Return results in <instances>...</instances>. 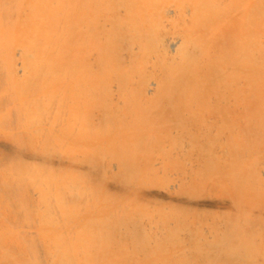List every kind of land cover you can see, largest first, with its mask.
Wrapping results in <instances>:
<instances>
[{
  "label": "rangeland",
  "instance_id": "374dc122",
  "mask_svg": "<svg viewBox=\"0 0 264 264\" xmlns=\"http://www.w3.org/2000/svg\"><path fill=\"white\" fill-rule=\"evenodd\" d=\"M91 2L96 6L92 27L105 28L103 55L111 61L102 81L99 70L86 64L88 53L76 49L70 26L60 29L52 22L60 14L47 15L57 8L55 0L39 9L34 0H0V264H209L204 255L206 243L212 242L207 226L215 218L220 227L224 216H237V211L231 204L236 185L227 184L230 177L235 182L229 166L207 164L212 154L227 152L229 137L245 139L237 135L242 131L234 120L236 126L230 125L229 108L234 114L248 107L247 124L258 132L264 128L260 99H237L245 83L257 80L264 52L255 40L232 84L221 72L189 75L183 80L186 99H162L151 107L169 79L166 46L179 39L166 36L163 42L159 36L166 34L159 30L157 36L151 29L132 32L125 20L135 10L134 0ZM137 2L148 17L147 28L168 11L187 15L193 3ZM36 15L44 22L31 30ZM23 29L29 33L18 39L11 35ZM75 66L83 74L76 80L92 72L97 95L104 97L93 99L89 111L65 99L66 79L75 76ZM164 115L170 133L156 143L160 124L154 118ZM254 165L263 175V166L257 170ZM161 167L164 173L158 175ZM50 172L60 174L57 185ZM197 172L208 177L200 190L190 187ZM72 175L83 182L75 184L67 178ZM218 178L220 184L213 187ZM182 187L184 196L173 194ZM136 197L145 206L143 213L135 208ZM165 206H182L195 216L175 217ZM252 211L264 214V202ZM137 227L143 242L133 241ZM121 242L126 249L118 246ZM230 263L263 264L264 256L241 251Z\"/></svg>",
  "mask_w": 264,
  "mask_h": 264
},
{
  "label": "bare ground",
  "instance_id": "6f19581e",
  "mask_svg": "<svg viewBox=\"0 0 264 264\" xmlns=\"http://www.w3.org/2000/svg\"><path fill=\"white\" fill-rule=\"evenodd\" d=\"M55 1L58 3L57 8L52 10L51 13H47V15L50 16L52 14V16L55 17L60 14V16L57 17L58 19L56 18L52 22L60 29L66 25L70 26L76 49L84 50L88 53L89 61H87L86 64L91 69L99 70V74L97 75L96 73V76L102 81L105 70L110 67L111 61L103 55V49L105 47V28H103V26H101V28L92 27V13L96 10V6L91 0ZM144 1L146 2V0ZM192 1L193 3H190L187 15L180 13L181 15L177 16L176 11H168L167 14H162L160 17L154 19L150 28H147L148 17L144 11L139 10V3L137 0L133 2L135 10L130 12V15L126 17L125 22H128L127 26L132 32L134 31L135 34L146 32V29H151L152 35L157 36L158 33L156 34V32L159 30V34H166L163 38L159 36V39H162L161 41L164 42L166 36H170L171 40H174V36H177L180 41L177 43H168L166 46L165 52L169 56L170 61L168 64L169 79L165 81V86L161 91L152 98L154 100L151 107L159 103L161 104L163 101L162 99H186L187 97H184L182 93L183 80L189 75L200 76V72H204V74L210 73L211 71L221 72L225 74V82L227 85L232 84L235 81L238 68L248 63V53L253 47L252 44L255 40L256 42L258 40L261 52H264V0ZM49 2L50 0H34V9L46 6ZM43 22L44 19L42 16L36 15L35 25L30 26L29 29L38 30L40 26L43 25ZM2 29L1 27V30ZM27 33H29L28 30L23 29L13 31L11 35L16 36L18 39ZM2 38H4V35L0 33V39ZM157 38L154 37V40H157ZM4 41L7 42L8 40L4 39ZM97 49H100V52H98L99 56L97 55V57H95L92 53ZM88 72L89 75L86 73L83 79L76 80L83 74L80 67L75 66L73 73L75 76H72L71 80L66 79L67 84L65 85V99H71V104H79L84 111H89L93 108V99H104L103 95H97V84L93 80L92 72ZM256 75L255 78H257V80L252 83H245L237 99H260L259 103L264 106L263 65L257 68ZM61 79L62 77L60 76L58 80ZM55 86L58 91L62 90L60 84L56 83ZM21 87L22 90H24L27 84L24 83ZM73 100L76 102H73ZM99 104L102 105V101H99ZM245 108L243 112L235 110L234 114H232L233 112L230 111V108L227 112H231V115L229 113L230 121L234 120L233 122L239 125V127L237 126L239 131H242L237 133V135L243 137L245 134V139L236 140L233 137H229L225 145V151L227 150V152L217 156L216 154H212V158L210 159L211 163L209 160L207 164L212 165L213 168L217 166L218 169L223 165L229 166V169L232 171L229 175L235 178V182L232 181L229 176L230 178L227 184L230 185V187L231 185H236V200L231 202V204L233 203L237 211V216L228 214L223 217V223L225 222L224 225L222 223L219 227V224L214 218L212 223L207 226V233L211 235L212 242L206 243L204 255L211 261L209 264H231L232 258H236L241 251L250 253V256L253 258H257L260 255L264 256V214L261 211L259 215H254L252 211V207L257 205L258 201L261 204L264 202V173L262 175L258 170L260 166L264 168V128L262 129L263 132H261L262 130L258 132L255 127H250L247 124V121L251 117V111H249L248 107ZM75 119L80 120L78 118ZM156 121L162 126V128L160 126L157 128V134H155L157 143L161 134H163L165 138L169 136L170 121L168 120L167 124L165 115L154 118V123ZM232 121L230 125L234 126L235 123L233 124ZM242 121L243 123H241ZM254 164H257L258 171L254 169ZM132 166L133 174L136 170V166L134 164H132ZM157 172L158 175L164 173V168L161 167L157 169ZM50 174L54 175L52 182L57 185L59 183L58 178L60 174L52 172H50ZM195 176L192 177L190 187L198 189L207 184V176H203L200 172H197ZM215 176L219 177L220 174L216 175L215 173L214 177ZM127 177L128 176L125 178ZM67 178L75 184H81L83 182L81 176L76 177L72 175V177ZM218 179L219 180H213V187L220 184V178ZM142 180L143 179H141V181ZM99 189L102 191V188L99 187ZM147 189L150 188L147 187ZM100 190L97 188L98 193ZM142 190V196H144L146 189ZM181 190L184 191V188L182 187L178 191L174 190L173 194L178 197L184 196V194L179 192ZM229 194H231V190ZM189 197L203 201L207 198V196L200 197L193 195ZM229 198L231 199V196H229ZM138 199L139 198L136 197L137 201L135 208L140 211V213H143L145 206H142ZM180 202L182 201L180 200ZM162 209L175 211V217L179 218H187L188 214H192L193 212L186 210L182 206H165V208ZM75 214L77 216L78 212H75ZM194 214L195 211L193 212V216H195ZM210 215L212 218V214ZM186 220L188 221V219ZM132 228L134 230V223L132 224ZM138 228L139 227L135 230V235L132 233L134 238L133 241L143 242L146 238L138 235ZM140 232L145 233L146 231L145 229H141ZM85 234H87V232ZM118 246L126 249L124 243ZM223 257L227 258V260Z\"/></svg>",
  "mask_w": 264,
  "mask_h": 264
}]
</instances>
